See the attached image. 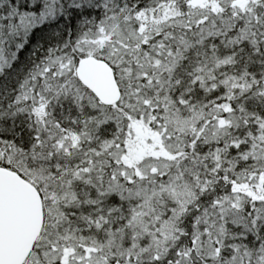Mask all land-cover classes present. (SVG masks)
<instances>
[{
  "label": "snow or ice",
  "instance_id": "obj_1",
  "mask_svg": "<svg viewBox=\"0 0 264 264\" xmlns=\"http://www.w3.org/2000/svg\"><path fill=\"white\" fill-rule=\"evenodd\" d=\"M0 264H264V0H0Z\"/></svg>",
  "mask_w": 264,
  "mask_h": 264
}]
</instances>
